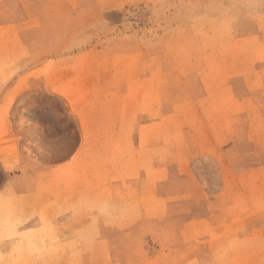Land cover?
<instances>
[{
  "label": "rangeland",
  "instance_id": "374dc122",
  "mask_svg": "<svg viewBox=\"0 0 264 264\" xmlns=\"http://www.w3.org/2000/svg\"><path fill=\"white\" fill-rule=\"evenodd\" d=\"M80 140L66 172L85 174L76 191L106 186L85 197L98 212L62 241L42 184L20 250L264 264V0H0V157ZM16 204L0 227L23 224Z\"/></svg>",
  "mask_w": 264,
  "mask_h": 264
},
{
  "label": "crops",
  "instance_id": "0c3cea01",
  "mask_svg": "<svg viewBox=\"0 0 264 264\" xmlns=\"http://www.w3.org/2000/svg\"><path fill=\"white\" fill-rule=\"evenodd\" d=\"M73 116L71 112H69ZM75 118V117H72ZM83 132L79 126L77 133ZM87 132V131H86ZM60 134H68L66 129H61ZM44 145H48L42 143ZM50 144V143H49ZM66 143H55L56 150L65 149ZM83 142L80 140L76 147L70 148V153L62 158L60 157H37L36 155L27 154L25 151L20 152L21 156L16 159L14 157H0V204H6L13 200L19 218L23 220V224L11 229L9 225L0 227V253L1 264H107L100 259L96 254L90 253L85 255V245H81L78 253L72 251L63 253H53L51 243H46L40 250V247L34 246L32 241H29L27 250H20L23 246L24 239L35 233L36 229L41 228V219L35 216L37 209L41 210L42 193L39 191L42 184L47 183L50 188L48 195L45 196L49 200V204L45 212H50L56 215L49 222L54 224L59 229V237L62 241H72L75 230H85V214L96 213L94 208L98 205H85V197L89 199H97L99 195L106 189L103 184L93 187L83 186L81 190L76 191L74 183L85 180V174H68L66 171L74 167L76 156L82 148ZM36 147H32L35 150ZM56 153V152H55ZM57 154V153H56ZM58 155V154H57ZM115 192L121 191V184L115 182L110 184ZM92 195V196H91ZM22 202V205L19 204ZM85 207H93L92 210ZM9 213L11 211H8ZM7 220L6 215L3 216V223ZM98 225L104 230L105 221L98 218ZM101 235V232H100ZM106 238L101 236L100 241ZM31 240V239H30ZM111 244V242L109 243ZM38 249V250H37ZM52 252V254H50ZM22 255H27L24 258L25 263H21ZM110 264V263H108Z\"/></svg>",
  "mask_w": 264,
  "mask_h": 264
}]
</instances>
